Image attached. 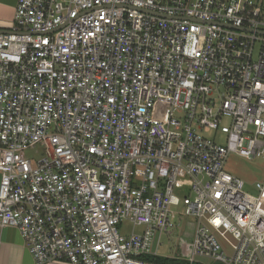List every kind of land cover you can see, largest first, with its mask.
Masks as SVG:
<instances>
[{"label":"built area","instance_id":"obj_1","mask_svg":"<svg viewBox=\"0 0 264 264\" xmlns=\"http://www.w3.org/2000/svg\"><path fill=\"white\" fill-rule=\"evenodd\" d=\"M229 153L264 158L259 0H17L0 30V228L34 264H155L187 219L190 257L168 259L264 264V183L245 192Z\"/></svg>","mask_w":264,"mask_h":264},{"label":"rangeland","instance_id":"obj_2","mask_svg":"<svg viewBox=\"0 0 264 264\" xmlns=\"http://www.w3.org/2000/svg\"><path fill=\"white\" fill-rule=\"evenodd\" d=\"M259 3L264 5V0H259ZM163 112V106L156 104L154 108V118H157ZM224 124H227L226 122ZM211 139L215 140V143L219 145L225 144L226 135L222 133H217L214 137L213 134L208 136ZM26 156H29V153H26ZM264 163V158L255 159L252 161H247L234 153H229L225 160L224 171L228 174L234 175L242 181L245 182V192L254 194V189L250 185L256 180L260 179V172L262 165ZM183 195L179 196L182 198ZM133 226L125 222L122 224L120 233L123 236L131 234ZM195 225L190 220H184L181 223V227L177 232H173L170 235V238L167 236H162L160 239L161 247L158 249L157 254L162 258H181L187 259L190 257L191 242L193 240ZM141 228L134 229L135 232H140ZM227 253L230 254V251L227 250ZM194 262L198 264H215L212 260L195 257Z\"/></svg>","mask_w":264,"mask_h":264},{"label":"crops","instance_id":"obj_3","mask_svg":"<svg viewBox=\"0 0 264 264\" xmlns=\"http://www.w3.org/2000/svg\"><path fill=\"white\" fill-rule=\"evenodd\" d=\"M16 3L17 0H0V30L6 31L11 27ZM262 183H264V163L261 168L260 179L250 184L255 193L248 192V194L256 196L258 186ZM260 208L264 210V205H260ZM0 264H34L28 248L17 230L13 228H0ZM54 264L67 263L58 262Z\"/></svg>","mask_w":264,"mask_h":264},{"label":"trees","instance_id":"obj_4","mask_svg":"<svg viewBox=\"0 0 264 264\" xmlns=\"http://www.w3.org/2000/svg\"><path fill=\"white\" fill-rule=\"evenodd\" d=\"M146 261L155 264H188L187 262L177 259H167V258H159V257L147 258Z\"/></svg>","mask_w":264,"mask_h":264}]
</instances>
